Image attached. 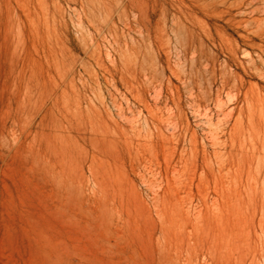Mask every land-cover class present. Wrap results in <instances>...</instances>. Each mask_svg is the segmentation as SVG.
<instances>
[{"label":"rangeland","instance_id":"rangeland-1","mask_svg":"<svg viewBox=\"0 0 264 264\" xmlns=\"http://www.w3.org/2000/svg\"><path fill=\"white\" fill-rule=\"evenodd\" d=\"M0 264H264V0H0Z\"/></svg>","mask_w":264,"mask_h":264}]
</instances>
